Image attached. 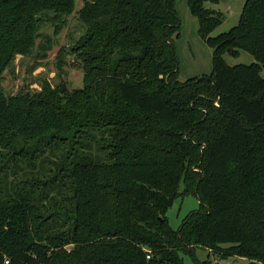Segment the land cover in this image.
I'll use <instances>...</instances> for the list:
<instances>
[{
    "label": "trees",
    "instance_id": "obj_1",
    "mask_svg": "<svg viewBox=\"0 0 264 264\" xmlns=\"http://www.w3.org/2000/svg\"><path fill=\"white\" fill-rule=\"evenodd\" d=\"M176 1L86 0L83 86L7 96L11 60L74 0H0V264H215L196 247L264 264V0L216 36L218 0H186L212 63L182 81ZM187 194L198 207L173 228Z\"/></svg>",
    "mask_w": 264,
    "mask_h": 264
},
{
    "label": "rangeland",
    "instance_id": "obj_2",
    "mask_svg": "<svg viewBox=\"0 0 264 264\" xmlns=\"http://www.w3.org/2000/svg\"><path fill=\"white\" fill-rule=\"evenodd\" d=\"M86 0H74V11L65 16L64 23H58L60 31L54 34L55 25L44 21L38 32L35 47L28 54L16 55L2 74V88L5 95L15 94L19 91L39 92L44 84L52 89L64 88L67 92L83 86V70L80 62L72 51L74 42L84 34L87 27L79 19V10ZM245 0H218L217 3H204V6L219 10L224 19L212 32L211 36L225 32L237 24L238 17ZM177 9L180 29L178 37L172 38L176 59L178 60V78L185 80L190 77L209 74L212 63V48L198 35L199 24L190 13L186 0H177ZM52 13H50L51 15ZM52 16V15H51ZM49 44V48H43ZM229 65L237 63L250 64L255 58L250 54L240 51L238 56L224 54ZM264 70L262 71V74ZM198 207V201L191 194L177 198L166 212V217L173 228H177L187 212ZM226 247L227 245H222ZM206 248L196 247L194 257L203 261L207 257L215 264H260L250 262L243 257L231 256L223 260L211 254ZM183 264H196L190 253L181 252Z\"/></svg>",
    "mask_w": 264,
    "mask_h": 264
},
{
    "label": "water",
    "instance_id": "obj_3",
    "mask_svg": "<svg viewBox=\"0 0 264 264\" xmlns=\"http://www.w3.org/2000/svg\"><path fill=\"white\" fill-rule=\"evenodd\" d=\"M227 53L230 55L231 54V49H227Z\"/></svg>",
    "mask_w": 264,
    "mask_h": 264
},
{
    "label": "built area",
    "instance_id": "obj_4",
    "mask_svg": "<svg viewBox=\"0 0 264 264\" xmlns=\"http://www.w3.org/2000/svg\"><path fill=\"white\" fill-rule=\"evenodd\" d=\"M5 262L7 263V260Z\"/></svg>",
    "mask_w": 264,
    "mask_h": 264
}]
</instances>
